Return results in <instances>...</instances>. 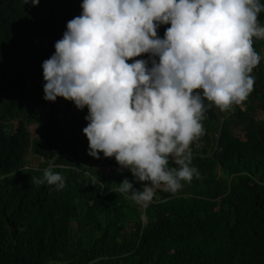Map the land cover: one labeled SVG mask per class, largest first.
I'll return each instance as SVG.
<instances>
[{
  "label": "trees",
  "instance_id": "16d2710c",
  "mask_svg": "<svg viewBox=\"0 0 264 264\" xmlns=\"http://www.w3.org/2000/svg\"><path fill=\"white\" fill-rule=\"evenodd\" d=\"M82 2L0 0V177H9L0 180V264H264V63L250 74L245 110L206 113L190 145L199 177L175 194L156 188L144 225L143 208L113 191L125 178L143 183L115 157L88 154L87 106L44 99L43 61ZM257 20L264 26V10ZM252 40L263 55L264 39ZM105 163L117 168L104 172ZM50 165L62 190L31 179Z\"/></svg>",
  "mask_w": 264,
  "mask_h": 264
},
{
  "label": "clouds",
  "instance_id": "9594fccd",
  "mask_svg": "<svg viewBox=\"0 0 264 264\" xmlns=\"http://www.w3.org/2000/svg\"><path fill=\"white\" fill-rule=\"evenodd\" d=\"M81 8V15L67 22L55 53L43 61L44 99L63 97L80 110L87 106L89 123L83 132L88 154L115 157L118 171L126 169L143 183L142 190L136 189L125 178L113 191L130 194L143 208L145 225V209L156 188L175 194L184 182L199 177L190 145L203 134L206 113L213 106L245 110L255 83L250 74L264 63V50L258 54L252 40L264 39V26L257 20L264 4L83 0ZM169 23L159 37L157 29ZM142 54H149L148 59L128 63ZM104 165V172L117 168ZM31 179L57 191L66 186L53 165L42 178Z\"/></svg>",
  "mask_w": 264,
  "mask_h": 264
},
{
  "label": "rangeland",
  "instance_id": "374dc122",
  "mask_svg": "<svg viewBox=\"0 0 264 264\" xmlns=\"http://www.w3.org/2000/svg\"><path fill=\"white\" fill-rule=\"evenodd\" d=\"M237 134L239 135V137H241V136L243 135V132H242V131H238ZM31 158H32L35 162L39 161V158L36 157V156H34V155H32ZM40 160L42 161V160H43V157H40Z\"/></svg>",
  "mask_w": 264,
  "mask_h": 264
},
{
  "label": "built area",
  "instance_id": "2783aa9c",
  "mask_svg": "<svg viewBox=\"0 0 264 264\" xmlns=\"http://www.w3.org/2000/svg\"><path fill=\"white\" fill-rule=\"evenodd\" d=\"M193 146H195V145H193ZM192 146H190V148H191ZM104 167H106V165H104Z\"/></svg>",
  "mask_w": 264,
  "mask_h": 264
}]
</instances>
